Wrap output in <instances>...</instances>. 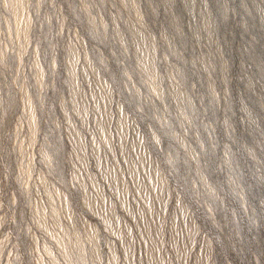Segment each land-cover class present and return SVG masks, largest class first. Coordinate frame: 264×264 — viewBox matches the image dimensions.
I'll use <instances>...</instances> for the list:
<instances>
[{"label": "rangeland", "instance_id": "374dc122", "mask_svg": "<svg viewBox=\"0 0 264 264\" xmlns=\"http://www.w3.org/2000/svg\"><path fill=\"white\" fill-rule=\"evenodd\" d=\"M0 264H264V0H0Z\"/></svg>", "mask_w": 264, "mask_h": 264}]
</instances>
